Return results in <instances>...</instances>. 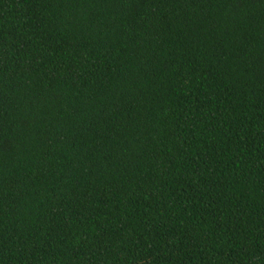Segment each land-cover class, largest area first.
Listing matches in <instances>:
<instances>
[{
	"label": "trees",
	"instance_id": "trees-1",
	"mask_svg": "<svg viewBox=\"0 0 264 264\" xmlns=\"http://www.w3.org/2000/svg\"><path fill=\"white\" fill-rule=\"evenodd\" d=\"M0 264H264V0H0Z\"/></svg>",
	"mask_w": 264,
	"mask_h": 264
}]
</instances>
